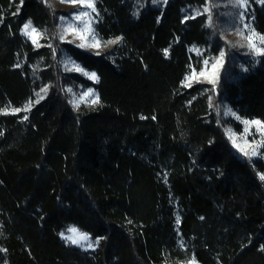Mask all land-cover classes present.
<instances>
[{
  "label": "trees",
  "instance_id": "1",
  "mask_svg": "<svg viewBox=\"0 0 264 264\" xmlns=\"http://www.w3.org/2000/svg\"><path fill=\"white\" fill-rule=\"evenodd\" d=\"M94 4L98 55L60 39L49 0H0V264H264V49L234 50L209 0ZM244 5L264 45V0ZM64 54L97 74L91 107ZM222 56L217 86L187 84Z\"/></svg>",
  "mask_w": 264,
  "mask_h": 264
},
{
  "label": "rangeland",
  "instance_id": "2",
  "mask_svg": "<svg viewBox=\"0 0 264 264\" xmlns=\"http://www.w3.org/2000/svg\"><path fill=\"white\" fill-rule=\"evenodd\" d=\"M50 5L54 10L61 11L63 15L59 17L58 34L60 39L80 50L92 55H97L106 52L109 46L100 44L95 29V4L94 0H49ZM214 7V8H213ZM205 14L208 15L213 28L218 32L226 42H228L234 50L242 49L246 54L249 52L261 53L263 51V42L256 36L251 29L249 23L244 0H209V5L205 9ZM28 24V23H27ZM30 24L28 34H25L23 28V35L27 37L33 44L39 46L42 33L35 29ZM99 42V47L93 45ZM83 45V47L81 46ZM225 57L217 59L212 63L205 64L203 70L193 72L188 80L189 86L196 84H212L218 85L223 72ZM62 65L65 72L69 74H76L89 81L92 85H85L83 83H70L66 92L74 109L78 110L82 106L91 107L95 103L92 101L98 97V92L94 85L96 80L90 79L89 75L85 73H95L85 69L80 63L76 62L70 55L64 54L62 58ZM96 74V73H95ZM97 76V74H96ZM98 77V76H97ZM89 90L91 92L89 93ZM254 133H260L258 123H250ZM238 139L233 133H230L237 148L246 152L253 149L250 139L246 136L250 134L247 130ZM71 229H76L72 227ZM70 231L63 234V240L84 252H92L96 249L97 243L92 241L88 235V239L80 240V234H85L80 231L73 233ZM68 237L79 240V243H72Z\"/></svg>",
  "mask_w": 264,
  "mask_h": 264
},
{
  "label": "snow or ice",
  "instance_id": "3",
  "mask_svg": "<svg viewBox=\"0 0 264 264\" xmlns=\"http://www.w3.org/2000/svg\"><path fill=\"white\" fill-rule=\"evenodd\" d=\"M73 2H74V0H73ZM29 27H30V22L28 23V24H26L25 26H24V31H25V34H28V29H29ZM32 31L34 32L35 31V29H32ZM115 41H111L110 43H114ZM82 47H83V45H81ZM93 46H95V47H99V42L97 41L96 42V44L95 45H93ZM99 53H97V55H98ZM85 75H89V78L90 79H93V80H96L97 82H98V77L96 76V74L95 73H85ZM91 92V90H89V93ZM98 97L95 99V100H93L92 102L93 103H96V102H98ZM15 111H20L19 109H16ZM27 117H25V119H26ZM258 123V122H257ZM253 154H255V153H253ZM261 179H264V176H262L261 177ZM71 231L73 232V233H77L78 232V230L77 229H71ZM68 239L72 242V243H79V240H77V239H73L72 237H68ZM86 239H88V237H87V235L86 234H80V240H86Z\"/></svg>",
  "mask_w": 264,
  "mask_h": 264
}]
</instances>
